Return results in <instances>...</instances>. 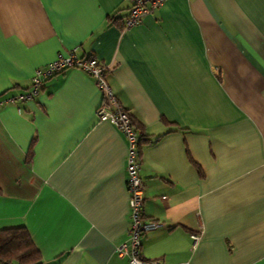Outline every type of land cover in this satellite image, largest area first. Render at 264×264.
Here are the masks:
<instances>
[{
	"label": "crops",
	"instance_id": "0c3cea01",
	"mask_svg": "<svg viewBox=\"0 0 264 264\" xmlns=\"http://www.w3.org/2000/svg\"><path fill=\"white\" fill-rule=\"evenodd\" d=\"M129 6L0 0V229L25 227L42 264H128V142L97 118L96 79L71 68L8 101L75 51L143 134L142 216L165 223L143 256L264 264V0H167L124 29Z\"/></svg>",
	"mask_w": 264,
	"mask_h": 264
},
{
	"label": "built area",
	"instance_id": "2783aa9c",
	"mask_svg": "<svg viewBox=\"0 0 264 264\" xmlns=\"http://www.w3.org/2000/svg\"><path fill=\"white\" fill-rule=\"evenodd\" d=\"M129 11L124 19L123 28L128 29L142 22L143 17L160 6L167 0H128ZM78 68L92 75L102 91L103 101L96 109L99 120L110 121L116 125L125 135L128 142L127 154V187L129 193V207L131 225L128 231L129 239L117 246L116 252L121 258H127L128 264H162V258H147L141 253L143 238L150 232L165 226L164 222L146 220L142 216L144 205V181L140 175V137L130 113L122 106L107 80L109 67L101 63L95 57H79L75 51L65 56L58 57L45 67L36 69L30 87L23 93L11 97L8 101H28L34 99L41 91L45 81L64 71ZM5 100L0 101L2 105ZM193 246L200 239L199 233H192Z\"/></svg>",
	"mask_w": 264,
	"mask_h": 264
},
{
	"label": "trees",
	"instance_id": "16d2710c",
	"mask_svg": "<svg viewBox=\"0 0 264 264\" xmlns=\"http://www.w3.org/2000/svg\"><path fill=\"white\" fill-rule=\"evenodd\" d=\"M115 20L118 21L119 18L112 19ZM131 120L138 131L132 116ZM139 137L141 149L143 140L141 132ZM0 264H42L41 252L25 227L0 229Z\"/></svg>",
	"mask_w": 264,
	"mask_h": 264
}]
</instances>
